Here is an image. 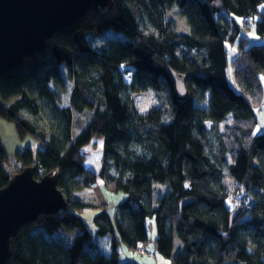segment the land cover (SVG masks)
<instances>
[{"label":"trees","instance_id":"1","mask_svg":"<svg viewBox=\"0 0 264 264\" xmlns=\"http://www.w3.org/2000/svg\"><path fill=\"white\" fill-rule=\"evenodd\" d=\"M263 5L115 0L113 8L89 12L57 31L42 51L0 75V116L39 143L16 151L22 170L42 166L38 179L58 171L68 201V208L20 228L9 264H138L122 261L119 245L147 246L150 226L156 251L173 264H264V131L256 132L264 43H239L233 85L228 45L240 26L223 16L255 17L251 29L263 38ZM176 7L187 33L168 18ZM110 28L125 38L103 35ZM99 36L101 46L94 43ZM62 66L73 81L69 106L60 104L68 90ZM170 68L186 75L188 100L177 97ZM147 91L161 103L141 111L134 94ZM88 109L94 112L87 120L77 117ZM229 115L232 122L221 130ZM95 138L102 139L99 173L86 166L83 153ZM8 158L0 136V189L16 174ZM100 179L124 198L114 217L104 208L96 213L93 233L81 215L92 205L80 197ZM157 183L169 187L166 194L154 196ZM60 230L74 231L71 243L57 236ZM94 234L111 238V254L99 249Z\"/></svg>","mask_w":264,"mask_h":264},{"label":"water","instance_id":"2","mask_svg":"<svg viewBox=\"0 0 264 264\" xmlns=\"http://www.w3.org/2000/svg\"><path fill=\"white\" fill-rule=\"evenodd\" d=\"M115 0H0V75L21 65L28 56L42 51L59 30L77 23L87 13L113 8ZM177 97L188 100L187 77L169 69ZM36 167L27 166L0 189V264H9L12 240L20 228L41 215L68 208L59 187L60 173L36 177ZM185 200L182 205L189 203ZM242 208L231 214V225Z\"/></svg>","mask_w":264,"mask_h":264},{"label":"rangeland","instance_id":"3","mask_svg":"<svg viewBox=\"0 0 264 264\" xmlns=\"http://www.w3.org/2000/svg\"><path fill=\"white\" fill-rule=\"evenodd\" d=\"M263 10H264V5H263ZM223 16L227 19V21L235 26V23H238V26H240V30L238 31V37L235 40V42H231L228 45V52H229V79L231 83L234 85L235 81L233 78V73L231 71V64L232 60L235 58L237 59L240 56V49H239V43L242 42L244 39L246 40V43H264V37H260L256 31L251 29V26L253 25L252 19H255V17H251L250 19L246 18H238L237 16L231 15L227 11H223ZM168 18H170L175 26L176 29L179 32L182 33H187L189 30L187 29L186 21L181 16L180 11L178 8H174L168 12ZM257 19L259 16L256 17ZM235 27H233L234 29ZM114 29L110 28L109 30L105 31L103 35L109 36V35H119L122 38H125L124 34H122L119 31H113ZM104 37L99 36L95 37L94 43L97 46H101L104 42L103 40ZM62 72L64 73L66 77V83L68 90L67 92L62 94V100L60 102L61 106H69L70 105V96L72 92V87H73V81H71L68 76H67V71L64 66H62ZM262 85L264 88V77H262ZM135 96V102L138 106V108L141 111H147L150 107L154 105H159L161 103V99H159V96L156 92L154 91H147V92H141L134 94ZM257 114L259 115V124L257 125V130L256 132H263L264 131V99L263 103L256 108ZM94 112L93 109H88L84 114H79L77 117L81 118L82 120H87V116H90ZM28 116L31 119H34L30 114ZM232 115H229L227 119H225V122L222 123V126H220L221 130H224V127L226 124L231 123L232 121ZM0 136L3 140L4 146L6 150L9 153V158L7 160V165L10 167L11 172L18 173L22 170L23 168V163L18 160L16 157V151L24 149L27 146H37L39 143L35 141L34 137L31 134H27L26 136L22 137L18 131L15 122L8 120L7 118L1 117L0 116ZM83 153L86 157L85 164L86 166L99 173L100 169L102 168V162H103V148H102V139L95 138L89 145L85 146L83 149ZM158 188L157 190L154 189V196H159V195H164L167 193V188L168 186L157 183ZM123 197L122 193H118L116 191H110L109 188H107L104 184V181L100 179L98 184H95L94 190L92 192H88L86 194L81 195V200H83L87 204H91L92 206L86 207L82 210L81 215L87 220L89 224V228L92 232H95L97 229L96 223L94 221V216L100 209H106L111 216H115L116 212V204L117 201L121 200ZM242 207V206H241ZM152 222V221H151ZM152 226H150V229ZM76 233V232H75ZM152 230H150V238L154 234H152ZM71 234H74L73 232L70 231H65V230H60L57 232V236L62 237L65 239L67 243H71L72 239L70 238ZM96 239H99L96 237ZM96 239L94 238L93 241L96 242ZM109 240L108 238H102L100 241V247L102 249L108 248L109 246ZM98 246V247H99ZM125 255L127 256L128 254L124 250ZM159 256H163L158 252ZM153 256H155L153 254ZM125 257V256H124ZM165 259L168 260L170 264H173L172 260L164 257ZM122 261H126L125 258L122 259Z\"/></svg>","mask_w":264,"mask_h":264},{"label":"crops","instance_id":"4","mask_svg":"<svg viewBox=\"0 0 264 264\" xmlns=\"http://www.w3.org/2000/svg\"><path fill=\"white\" fill-rule=\"evenodd\" d=\"M122 198H124V195H123ZM151 230L153 232L152 234H154V235L151 236V238H150L151 241H150V243L147 246L139 247L138 250H131L130 248H128L123 243H121L119 245V249L121 251V254H123V256H125V257H123V258H125V260H132V261H135L138 264H170L167 259H165L163 256H159L158 255V252L156 251V248H155V245H154V238L156 237V229L153 226L151 228ZM95 232H96V230H95ZM95 232H93V233H95ZM96 237H98L99 239H96ZM105 237L110 239L109 240V246H108V248L102 249L99 245H100L101 239L105 238ZM94 238L96 239L95 244H97V246H99V249L101 251H103L107 255L112 253V240H111V238L109 236L101 237V236H99L97 234H94L93 239ZM124 250L128 254L127 256L125 255ZM153 254L155 256H153Z\"/></svg>","mask_w":264,"mask_h":264},{"label":"built area","instance_id":"5","mask_svg":"<svg viewBox=\"0 0 264 264\" xmlns=\"http://www.w3.org/2000/svg\"><path fill=\"white\" fill-rule=\"evenodd\" d=\"M34 166H36V164H34ZM36 169L38 170L39 173L44 174L45 172V168H43L42 166L36 167Z\"/></svg>","mask_w":264,"mask_h":264}]
</instances>
